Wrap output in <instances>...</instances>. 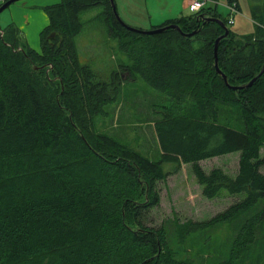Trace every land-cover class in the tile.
<instances>
[{
    "label": "trees",
    "instance_id": "1",
    "mask_svg": "<svg viewBox=\"0 0 264 264\" xmlns=\"http://www.w3.org/2000/svg\"><path fill=\"white\" fill-rule=\"evenodd\" d=\"M226 4L240 11L237 0ZM94 5L128 61L119 65L123 77L115 70L96 80L77 61L79 13ZM41 9L39 51L14 24L0 28V264H191L174 256L164 225L143 218L158 203L154 185L180 164L190 166L205 199L223 191L235 200L205 221L175 220L170 234L185 241L199 227L237 223L222 264H264V70L244 86L264 63V0H248L254 27L245 36L230 31L228 13L220 16L215 4L152 26L179 31L153 34L128 29L109 0ZM207 17L227 28L216 48L219 74L212 49L223 29ZM137 77L169 100L152 121L158 161L93 125L121 84ZM231 152L233 175L199 165Z\"/></svg>",
    "mask_w": 264,
    "mask_h": 264
},
{
    "label": "rangeland",
    "instance_id": "2",
    "mask_svg": "<svg viewBox=\"0 0 264 264\" xmlns=\"http://www.w3.org/2000/svg\"><path fill=\"white\" fill-rule=\"evenodd\" d=\"M58 1H14L0 11V28H4L8 23L14 24L26 44L39 51L38 32L47 23V17L41 7ZM113 2L119 19L128 27L142 31L152 29L147 23V16L152 17L159 13L164 4L163 0ZM188 2L189 0L184 1L186 8ZM237 2L240 11L231 16L232 23L228 27L234 34L245 36L250 34L254 27L248 15V0ZM225 4L226 0L215 1L216 12L222 17L227 16ZM101 9L100 5H94L79 13L81 29L73 41L79 64L88 66L96 80L108 81L115 70L123 77L119 65L127 64L128 61L119 51L116 40L106 34L99 19ZM187 9L181 11L177 17L192 14ZM168 104L169 100L163 93L154 90L137 77L121 84L116 100L104 105L105 114L94 116L93 125L98 133H105L149 160L158 161L160 151L152 121L159 118L160 111ZM260 153H263V148ZM237 156V152H231L201 160L199 165L204 171L217 167L228 175H233L237 167ZM173 166L172 163H162V169L166 171L171 170ZM260 171L263 172L264 167L260 168ZM154 188L158 194V203L150 208L143 218L149 225H164L174 256L184 257L191 264H222L232 243L237 223L224 222L213 227H199L186 233L185 241H178L170 232L174 231L175 220L179 223L185 220L205 221L229 206L235 200L234 197L221 191L217 197L205 199L188 164H180L174 173L158 181Z\"/></svg>",
    "mask_w": 264,
    "mask_h": 264
},
{
    "label": "water",
    "instance_id": "3",
    "mask_svg": "<svg viewBox=\"0 0 264 264\" xmlns=\"http://www.w3.org/2000/svg\"><path fill=\"white\" fill-rule=\"evenodd\" d=\"M14 1H17V0H5L3 1L1 4H0V11L3 10L5 7H7L10 3L14 2ZM109 4H110V7H111V11L113 12V14L119 19L117 13H116V10H115V6H114V2L113 0H109ZM120 20V19H119ZM206 21H214L216 23H218L222 29H223V33L218 36L215 40H214V43H213V65H214V69L216 71V73H220L219 69L217 68V64H216V48H217V44H218V41L222 38V37H225L227 35V28L225 27V25L219 20V19H216V18H209L207 17L206 18ZM122 24H124L122 21H121ZM126 27L128 29H131V30H134L136 32H140V33H143V34H153V33H157V32H161L162 30H164L166 27H170V28H174L176 29L177 31H179L178 27L176 25H173V24H170L168 26H162V27H158V28H154V29H150V30H138V29H134L132 27H128L126 25ZM195 31H191L189 33H186L185 35L187 36H190L192 34H194ZM264 70V63L262 64V67L261 69L259 70V72L257 73V75L255 77H252L248 83H246V85L244 86H249L253 81L254 79L259 76L262 71ZM222 79L224 81V83H226V80H225V77L222 75ZM232 88H235V87H232Z\"/></svg>",
    "mask_w": 264,
    "mask_h": 264
},
{
    "label": "crops",
    "instance_id": "4",
    "mask_svg": "<svg viewBox=\"0 0 264 264\" xmlns=\"http://www.w3.org/2000/svg\"><path fill=\"white\" fill-rule=\"evenodd\" d=\"M184 1H186V0H184ZM184 1L183 0H178V1H176V0H163L164 4H163L162 10L159 13L155 14L154 16H152V17L150 15H148L147 16V23L150 26H158L164 20L172 19V18L177 17L178 15H180L182 13L181 11L184 12V10L187 9L185 4H184ZM215 1L216 0H214L213 4H215ZM45 2H47V1H40V3H45ZM213 4L209 3L206 6L213 5ZM141 20H142V18L139 21H141Z\"/></svg>",
    "mask_w": 264,
    "mask_h": 264
},
{
    "label": "built area",
    "instance_id": "5",
    "mask_svg": "<svg viewBox=\"0 0 264 264\" xmlns=\"http://www.w3.org/2000/svg\"><path fill=\"white\" fill-rule=\"evenodd\" d=\"M209 3L213 4L214 0H189L187 8L190 12H196L200 8L206 6ZM225 8H226L227 13H228L227 22H228V24H231L232 23L231 16L233 14L237 13V11L234 8L233 4H225Z\"/></svg>",
    "mask_w": 264,
    "mask_h": 264
}]
</instances>
